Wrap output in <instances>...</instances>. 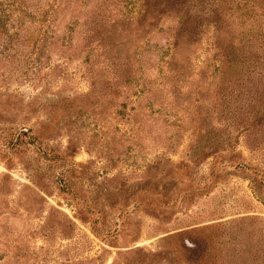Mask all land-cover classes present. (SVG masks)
I'll return each instance as SVG.
<instances>
[{
	"label": "rangeland",
	"instance_id": "374dc122",
	"mask_svg": "<svg viewBox=\"0 0 264 264\" xmlns=\"http://www.w3.org/2000/svg\"><path fill=\"white\" fill-rule=\"evenodd\" d=\"M44 2L0 15V264H264V0Z\"/></svg>",
	"mask_w": 264,
	"mask_h": 264
},
{
	"label": "trees",
	"instance_id": "16d2710c",
	"mask_svg": "<svg viewBox=\"0 0 264 264\" xmlns=\"http://www.w3.org/2000/svg\"><path fill=\"white\" fill-rule=\"evenodd\" d=\"M44 1L45 0H0V15L6 18L3 25L6 27V25L10 23L14 24L15 20L12 18V14H18L22 16V19L17 22V26H24L25 21L23 19L26 18L28 12L41 14L46 7L50 8V5ZM6 15L9 16V19H7Z\"/></svg>",
	"mask_w": 264,
	"mask_h": 264
}]
</instances>
